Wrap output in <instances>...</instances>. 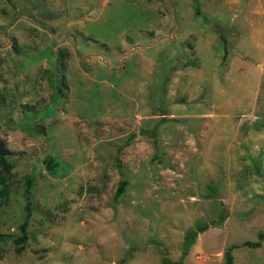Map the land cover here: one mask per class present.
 I'll return each mask as SVG.
<instances>
[{
  "label": "rangeland",
  "instance_id": "374dc122",
  "mask_svg": "<svg viewBox=\"0 0 264 264\" xmlns=\"http://www.w3.org/2000/svg\"><path fill=\"white\" fill-rule=\"evenodd\" d=\"M0 138V264H264V0H0Z\"/></svg>",
  "mask_w": 264,
  "mask_h": 264
},
{
  "label": "trees",
  "instance_id": "16d2710c",
  "mask_svg": "<svg viewBox=\"0 0 264 264\" xmlns=\"http://www.w3.org/2000/svg\"><path fill=\"white\" fill-rule=\"evenodd\" d=\"M196 13L199 14V10L196 7ZM9 149L6 147L5 141L0 138V204L8 197L9 195V186L6 183V179L8 174L10 173V170L12 169V164L9 163L6 159V155L9 154ZM44 164L46 165V168L48 171L55 173L56 169L58 167V161L55 160L54 157L52 156H47L44 159ZM127 181L125 179H121L118 184V188L115 192L114 198H119L121 194H123L125 187H126ZM27 221L26 219L20 224V230L22 234L16 239L17 243L24 242L26 239V232H25V227H26ZM208 227V224H203V225H197L195 229L188 230L187 233L184 236V244L185 247L184 249L188 250L190 245L194 242L197 234L199 232H202L206 230ZM260 238L264 237V233H261ZM244 245L251 246V247H257L260 244V241H245L243 243ZM233 246H230L226 253H225V262L227 264H234L233 263V257L231 254ZM18 252H20L23 249V245L20 243V245L16 248ZM185 253V251H184Z\"/></svg>",
  "mask_w": 264,
  "mask_h": 264
}]
</instances>
